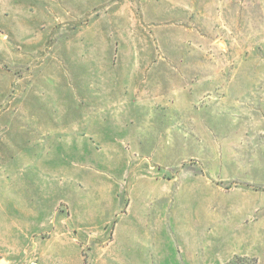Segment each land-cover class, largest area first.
<instances>
[{
	"label": "rangeland",
	"instance_id": "rangeland-1",
	"mask_svg": "<svg viewBox=\"0 0 264 264\" xmlns=\"http://www.w3.org/2000/svg\"><path fill=\"white\" fill-rule=\"evenodd\" d=\"M264 264V0H0V264Z\"/></svg>",
	"mask_w": 264,
	"mask_h": 264
},
{
	"label": "trees",
	"instance_id": "trees-1",
	"mask_svg": "<svg viewBox=\"0 0 264 264\" xmlns=\"http://www.w3.org/2000/svg\"><path fill=\"white\" fill-rule=\"evenodd\" d=\"M225 264H258L256 258H249L247 256L236 255Z\"/></svg>",
	"mask_w": 264,
	"mask_h": 264
}]
</instances>
